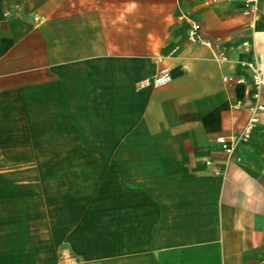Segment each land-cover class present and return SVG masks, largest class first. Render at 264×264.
I'll return each mask as SVG.
<instances>
[{
  "label": "crops",
  "instance_id": "1",
  "mask_svg": "<svg viewBox=\"0 0 264 264\" xmlns=\"http://www.w3.org/2000/svg\"><path fill=\"white\" fill-rule=\"evenodd\" d=\"M246 6L0 0V264H264V112L217 142L264 105Z\"/></svg>",
  "mask_w": 264,
  "mask_h": 264
},
{
  "label": "built area",
  "instance_id": "2",
  "mask_svg": "<svg viewBox=\"0 0 264 264\" xmlns=\"http://www.w3.org/2000/svg\"><path fill=\"white\" fill-rule=\"evenodd\" d=\"M248 6H246V11L255 13L257 11V1L258 0H246ZM185 22L188 23V34L187 39L190 42H200L208 44V41H203L200 37L201 24L198 20L192 18H183ZM219 60H224L225 57L220 55ZM231 77H224L225 81L231 80ZM171 80V76L167 71H162L159 73L152 81H140L137 84L138 88L145 87L147 85H152L153 87H160L167 84ZM251 85L255 88L264 89V69L255 66L252 67V75L250 79ZM264 112V105H254L251 108V116L243 126L241 131H239L235 136H230L227 138H218L217 142L222 146V152L226 159H237L235 156V148L238 144L248 141L252 129L258 122V113ZM211 162L209 161L208 164ZM60 264H84V262L74 255L69 249H64L60 253Z\"/></svg>",
  "mask_w": 264,
  "mask_h": 264
},
{
  "label": "rangeland",
  "instance_id": "3",
  "mask_svg": "<svg viewBox=\"0 0 264 264\" xmlns=\"http://www.w3.org/2000/svg\"><path fill=\"white\" fill-rule=\"evenodd\" d=\"M45 184H47V185L49 184L50 185L51 183H45ZM61 184H67V183H61ZM64 249H69V248L66 245H62L61 246V249H60V252H59V258H60L61 251L64 250ZM59 264H60V260H59Z\"/></svg>",
  "mask_w": 264,
  "mask_h": 264
}]
</instances>
